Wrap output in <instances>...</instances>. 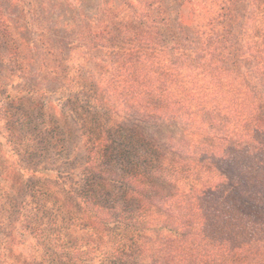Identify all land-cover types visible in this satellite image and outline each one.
<instances>
[{
  "label": "trees",
  "instance_id": "1",
  "mask_svg": "<svg viewBox=\"0 0 264 264\" xmlns=\"http://www.w3.org/2000/svg\"><path fill=\"white\" fill-rule=\"evenodd\" d=\"M120 1L82 32L84 63L45 40L54 65L43 58L31 92L61 93L86 152L77 169L43 168L0 215L6 238L32 256L36 239L43 264H264V13L212 0L186 14L183 0L174 18L165 0ZM153 123L180 132L162 143Z\"/></svg>",
  "mask_w": 264,
  "mask_h": 264
},
{
  "label": "rangeland",
  "instance_id": "2",
  "mask_svg": "<svg viewBox=\"0 0 264 264\" xmlns=\"http://www.w3.org/2000/svg\"><path fill=\"white\" fill-rule=\"evenodd\" d=\"M129 1L140 5L137 0ZM206 1L207 5L213 2L191 0L182 12L198 11ZM165 2L168 13L176 18L183 0ZM120 3V0H0L11 27V36L0 38V215H5L7 207L21 209L33 183L37 186L36 182L43 178L44 167H58L61 160L73 163L74 169L83 164L86 150L79 127L70 118L65 101L58 107L55 100L61 93L49 96L31 91L40 88L45 79L48 81L43 58L54 65L55 60L46 50L47 42L61 55L63 47L67 53L72 48L76 53L73 61L80 57L77 62L84 63L82 32L94 28L107 14L119 12ZM249 3L250 15L264 13V0H249ZM49 88L55 89L57 85ZM58 89L71 93L70 80L65 78ZM6 111L11 114L7 115ZM20 118L27 123H17L15 133L6 130L7 124ZM143 129L162 143L180 132L177 126L166 123L146 124ZM19 134L27 137L26 142L21 141V147L17 141ZM31 145L38 150L34 157L28 153ZM6 223L0 226V264H43L45 252L37 240L32 239V244L39 251L32 256L27 246L30 241L19 246L8 241Z\"/></svg>",
  "mask_w": 264,
  "mask_h": 264
}]
</instances>
